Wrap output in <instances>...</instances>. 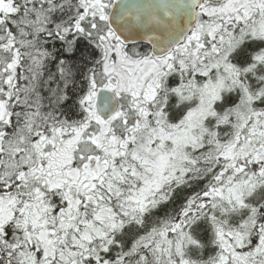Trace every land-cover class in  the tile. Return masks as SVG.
Listing matches in <instances>:
<instances>
[{
  "label": "snow or ice",
  "instance_id": "1",
  "mask_svg": "<svg viewBox=\"0 0 264 264\" xmlns=\"http://www.w3.org/2000/svg\"><path fill=\"white\" fill-rule=\"evenodd\" d=\"M0 264H264V0H0Z\"/></svg>",
  "mask_w": 264,
  "mask_h": 264
}]
</instances>
